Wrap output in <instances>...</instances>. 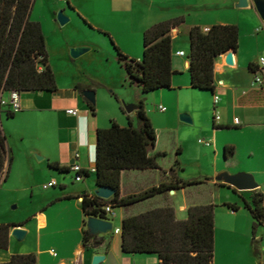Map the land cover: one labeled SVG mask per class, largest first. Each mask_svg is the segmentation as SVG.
<instances>
[{
	"label": "crops",
	"instance_id": "crops-1",
	"mask_svg": "<svg viewBox=\"0 0 264 264\" xmlns=\"http://www.w3.org/2000/svg\"><path fill=\"white\" fill-rule=\"evenodd\" d=\"M209 1L210 3H205L203 0H169V4L163 10L150 8V14L148 13L143 20L140 34L144 38L145 30L157 22L176 17L185 18L182 25L172 30V63L176 71L172 79V88H161L146 93L145 96L139 88L137 101H134L135 104L141 100L145 102L148 116L157 132L155 152H163L165 156L159 157L158 168L124 170L121 177V191L122 195H129L158 186L162 182L191 183L163 192L128 208H114L111 221L114 224L116 217L119 221L114 224L113 232L103 235L105 240L101 245L86 248L83 244V232L87 216L81 203L82 195L95 194L98 188L95 172L97 131L99 128L110 126L112 120L126 126L129 115L136 123V112L129 114L123 111V115L116 111L101 114L97 108L96 114H92L88 101L77 87L78 84L87 85L76 81L62 86L58 83V90L55 92L24 91L21 93V109L15 116L11 118L5 114L2 116L4 130L10 137L8 145L12 156L11 165L17 158L16 147H22L28 156L33 155L34 152L41 154L40 158L46 161L48 171L54 175L59 173L50 167L52 163L71 168L75 164H80L83 174L89 173V175L77 181L84 182L75 186L74 183L73 186L60 183V178L54 176L61 193L55 194L47 206L37 211L33 217L38 230L41 231L49 226L48 208L54 207L64 211V220L67 219L73 224L71 229L76 233L72 248L61 249L59 252L53 247L49 251L43 249L42 234L39 232L38 249L34 250L25 244V238L31 232L29 225L18 224L17 226L26 230V235L22 239L16 238L12 235V230L17 226L11 227L9 247L0 248V262L9 261L16 253L36 252L37 264H44L45 258L52 252L54 258L51 264H93L97 255L104 256V260L99 264H159L160 260L156 254H128L122 250V234L115 233V230L122 229L123 219L127 215H136L167 205L175 208L178 219H185L190 206L214 203L216 205L214 264H264L263 235H257L258 254L254 251L249 254L247 250V242L252 234L253 218L243 201L244 198L250 200L253 191L264 194V83L258 84L254 72L250 69L251 63L259 68L260 60L264 56L258 58L256 54H247L246 49H243L247 32H250L248 35L250 41H255L258 46H264V19L261 18L253 1L246 6L247 12L238 9L239 0H224L222 4L215 2L218 0ZM113 2L118 10L131 9V0H113ZM222 7L230 10L226 13ZM244 16L247 17L243 18ZM214 24L238 25L240 43L238 50L233 51L232 63L227 60L229 52L217 58L216 90L212 92L192 86L189 55L191 28L201 26L204 29ZM50 25H53L51 21ZM248 29L250 31H247ZM45 35L48 46V37L46 33ZM118 43L123 47L119 40ZM95 45L96 43L92 41H82L77 47L86 46L92 50L95 49ZM179 51H184L185 55H180ZM134 56L139 58L138 55ZM216 96H219L218 103H215ZM166 100L171 106L170 117L175 112L177 115L186 114L191 117L192 122L179 123L173 129L161 126L156 111L163 112L159 110L158 105L166 106L164 104ZM69 109H75L77 112L72 114L68 112ZM216 114L220 115L218 121H215ZM236 118L238 122L235 121ZM49 119L54 122L47 124L45 120ZM245 134L249 135L246 139ZM13 136L18 137L19 142H15L16 147L11 141ZM163 137L166 141H171L176 150L171 160H167V149L165 145H161ZM202 139L210 140L211 144L202 143L200 141ZM26 140H30L29 145H21L22 141ZM226 147H234V154L227 156ZM26 148L29 150L27 151ZM190 157L193 160H190ZM176 160H179L178 165H175ZM244 162H247V165H244ZM251 162H255L256 166ZM172 168H175V171H172ZM188 168L191 169V173H188ZM239 173L251 174L258 186L253 190H239L224 181L225 175ZM203 187L211 188V198L205 201H201L204 198H187V192L195 190L197 195L201 193L200 189ZM223 191L227 194L222 195ZM219 192L221 199L218 203L215 196ZM179 193L183 197L175 198ZM192 194L193 192L190 196ZM227 202L237 203L241 207L234 211L225 205ZM233 245L236 248L234 251ZM224 249L226 255L223 253Z\"/></svg>",
	"mask_w": 264,
	"mask_h": 264
},
{
	"label": "trees",
	"instance_id": "trees-1",
	"mask_svg": "<svg viewBox=\"0 0 264 264\" xmlns=\"http://www.w3.org/2000/svg\"><path fill=\"white\" fill-rule=\"evenodd\" d=\"M36 0H0V183L6 181L12 162L8 136L4 130L2 116L14 117L16 112L10 103L1 99L19 91L58 90L56 73L50 64L46 35L40 21L31 18ZM185 22L176 17L157 22L144 32L143 57L136 59L122 51L109 34L121 66L126 71L130 85L150 93L161 88H172L173 69L172 30ZM190 74L192 86L200 90L215 92V63L225 53L237 51L240 43V29L236 24H214L205 31L201 26L190 30ZM250 69H258L253 63ZM80 91L92 86L77 85ZM89 103L92 114L96 104ZM136 111L138 122L128 116V125L112 120L110 126L99 128L96 141V184L111 186L115 194L105 199L96 194L82 195V208L86 216L96 215L112 219L114 208L131 207L141 201L163 192L175 190L191 182H162L142 192L122 195V172L128 169H154L159 167L163 152H155L157 132L148 116L143 100ZM126 112V110L124 109ZM234 154V147H226V155ZM179 164L176 160L175 165ZM50 167L63 173L72 172L70 166L57 163ZM175 171V168H172ZM89 173L83 177H87ZM244 206L253 218L252 244L255 254L259 253L257 231L264 226V194L253 191L250 200L244 198ZM237 211V203H225ZM111 207V212L106 207ZM216 205L197 204L190 206L185 219H178L173 206L156 207L136 215H127L122 222V250L125 253L156 254L159 264H214L216 250ZM18 224H0V248H8L10 230ZM19 225H24L21 223ZM83 244L86 248L101 245L105 237L90 232L85 221ZM34 252L13 254L9 261L0 264H37Z\"/></svg>",
	"mask_w": 264,
	"mask_h": 264
},
{
	"label": "rangeland",
	"instance_id": "rangeland-1",
	"mask_svg": "<svg viewBox=\"0 0 264 264\" xmlns=\"http://www.w3.org/2000/svg\"><path fill=\"white\" fill-rule=\"evenodd\" d=\"M168 1L131 0L130 10H118L113 0H36L31 18L40 21L44 26L49 42V60L55 70L58 83L62 86L76 81L92 86L96 92V105L101 114L116 111L123 115L125 104L137 101L139 88L128 83L126 71L118 60V53L109 35L105 33H109L114 38L124 53L133 58H136L134 55H138L139 58L136 59H141L143 56V35L140 34V29L143 20L148 13L150 14V8L163 10L169 4ZM203 1L210 3L209 0ZM223 1L218 0L215 2L222 4ZM238 9L242 12L248 10L247 7ZM61 10L65 11L70 18L66 24H61L57 20V15ZM222 10L227 13L230 9L222 7ZM50 21L53 25H50ZM247 31H250V29ZM249 33L247 32L244 39L243 49H246L245 53L256 54L258 58L264 56V46H258L255 41H250ZM253 36L255 37V35ZM117 38L123 47L118 43ZM82 41L96 43L95 49L88 50L79 57H74L71 50ZM142 94L146 95L145 93ZM164 104L168 107L166 112L156 111L159 114L161 126L173 129L179 123H190L182 120L181 114L177 115L176 112L170 117L171 106H169L167 100L164 101ZM135 120L137 123V117ZM45 122L52 124L54 121L49 119ZM160 132L161 130H159V136H161ZM247 136L249 135L245 134L244 138H248ZM8 140H10V137H8ZM11 141L15 146L18 137L13 136ZM29 142L30 140L22 141L21 145H29ZM162 144L167 149V160H171L176 151L172 146V142L166 141L163 137ZM16 152L17 158L8 168L7 180L0 183V224L26 223V225H29L31 232L27 234L25 244L34 250L38 249L39 232L42 234L43 249L49 251L53 247L59 252L61 249L72 248L76 233L71 229L73 224L67 219L64 220V211L54 209V207L48 208L49 226L41 231L38 230L33 217L37 211L47 206V203L51 201L55 194L61 193L59 185L44 187L50 181H53L55 177L60 178V183L69 186H75L84 181L77 182L75 180L76 172L73 171L70 173L58 171L59 175L49 172L46 161L41 159L39 157L41 154L37 152L28 156L22 147H16ZM190 160L193 159L190 157ZM244 163V165H247V162ZM251 163L256 166L255 162ZM188 173H191L190 168H188ZM200 191L201 193L196 195L195 190H191L186 193V196L189 199L191 197L204 198L201 201L211 198V188L203 187ZM191 192H193L192 196H190ZM222 193V195L227 194L225 191ZM182 197L183 195L179 193L175 198L181 199ZM215 198L218 199L219 203V199H221L220 192L216 194ZM118 221V217H116L114 224L116 225ZM252 232L253 228H251ZM258 234L264 236L263 227L258 228ZM252 236L253 233L250 234L247 242L249 254L254 251ZM235 245H233V251L236 250ZM223 253L227 254L226 249ZM53 258L51 252L45 258L44 264H51ZM221 259H223L222 254ZM221 259L220 261H222Z\"/></svg>",
	"mask_w": 264,
	"mask_h": 264
},
{
	"label": "water",
	"instance_id": "water-1",
	"mask_svg": "<svg viewBox=\"0 0 264 264\" xmlns=\"http://www.w3.org/2000/svg\"><path fill=\"white\" fill-rule=\"evenodd\" d=\"M250 1H253L261 18L264 19V0H239L238 6L246 7L249 5ZM57 20H59L61 24H66L70 20V18L65 14L63 10H61L57 15ZM88 50H90V47H74L72 48L71 53L74 57H79ZM232 57L233 51L227 54V60L229 63L233 62ZM82 95L91 103L96 104V92L94 89H84L82 91ZM124 107L126 112H128L129 114H134L139 109L138 104L135 103H126ZM181 118L184 121L192 122L191 117L186 114H182ZM224 181L239 190H253L258 186L254 177L249 173L225 175ZM115 192L116 189L111 186H100L95 190L96 195L105 199L111 198L115 194ZM86 224L90 232L95 235H106L113 232L114 230V224L111 220L101 218L96 215L87 216ZM12 235L18 239H22L26 235V230L20 226L14 227L12 230ZM102 260H104V256L97 255L94 257L93 264H99Z\"/></svg>",
	"mask_w": 264,
	"mask_h": 264
},
{
	"label": "built area",
	"instance_id": "built-area-1",
	"mask_svg": "<svg viewBox=\"0 0 264 264\" xmlns=\"http://www.w3.org/2000/svg\"><path fill=\"white\" fill-rule=\"evenodd\" d=\"M209 28L210 27H207V28H204L205 31H209ZM180 55H185V52L184 51H179L178 52ZM263 70H264V57L261 58L260 60V66L259 68L255 71V81L262 85L264 83V76H263ZM219 101V96H216L215 97V103H218ZM1 102L3 104H7V103H10L12 106H13V109L15 111H18L21 109V93L19 91H13L11 92L10 96L7 97V98H3L1 99ZM159 107V110L161 111H166L167 110V107L160 104L158 105ZM68 112L72 113V114H75L77 112V110L75 109H69ZM220 119V115L219 114H216L215 115V121H218ZM236 122H238V118L235 119ZM202 143L206 144V145H210L211 144V141L210 140H200ZM72 171L73 172H76V176H75V180L76 181H81L84 179V174H83V169H82V166L80 164H75L72 166ZM58 185V182L53 180V181H50L47 185H45L44 187L47 188L48 186H56ZM106 210L108 212H111V207L110 206H107L106 207ZM111 220V219H109ZM115 233H118L120 234L121 233V229H117L115 230Z\"/></svg>",
	"mask_w": 264,
	"mask_h": 264
}]
</instances>
